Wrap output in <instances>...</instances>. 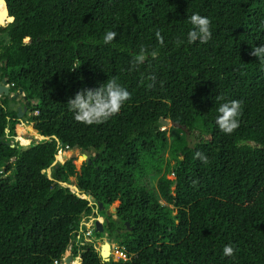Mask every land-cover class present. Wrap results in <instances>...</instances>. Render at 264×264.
<instances>
[{
  "label": "trees",
  "instance_id": "trees-1",
  "mask_svg": "<svg viewBox=\"0 0 264 264\" xmlns=\"http://www.w3.org/2000/svg\"><path fill=\"white\" fill-rule=\"evenodd\" d=\"M6 3L14 21L0 27L8 35L0 39V78L11 92L23 90V119L37 132L21 144L17 110L0 98V264H61L72 239L80 264H113L75 236L83 214L114 201L115 217L96 214L105 219L97 234L127 256L116 264H264V62L249 55L264 44V0ZM193 13L211 20L205 44L187 43ZM107 31L117 33L110 44ZM141 47L148 58L129 71ZM113 77L131 93L119 114L76 122L67 100ZM233 99L242 113L226 135L216 109ZM74 147L93 152L78 173L75 158L51 166ZM150 172L159 174L156 190L143 183ZM74 175L91 204L60 184ZM226 244L233 257L223 255Z\"/></svg>",
  "mask_w": 264,
  "mask_h": 264
},
{
  "label": "clouds",
  "instance_id": "clouds-1",
  "mask_svg": "<svg viewBox=\"0 0 264 264\" xmlns=\"http://www.w3.org/2000/svg\"><path fill=\"white\" fill-rule=\"evenodd\" d=\"M188 21L191 28L187 32V43L199 42L205 44L212 39L211 20L209 17L193 13L188 17ZM116 35L115 31H107L103 36L104 44H110ZM155 36L158 43L163 46L164 39L159 30L156 31ZM175 43L179 46L184 41L178 38ZM249 55L257 57L259 61L264 62V44L254 46ZM152 56L154 57L155 53H152ZM147 58V49L141 47L139 52L133 55L129 71L143 64ZM80 65L78 64L75 69H78ZM148 79L154 82L155 76H150ZM130 99L131 93L113 77L95 89L86 88L77 91L73 98L67 100L66 104L68 110L73 113V118L76 122L91 126L104 123L118 115L125 103ZM216 99L219 100L222 97H216ZM216 111L218 114L215 123L219 130L226 135L232 134L239 127V117L242 113L241 102L235 99L226 101L219 104ZM195 157L200 159L202 163H208V158L203 153L197 152ZM236 251L231 244H226L223 247V255L225 257H233Z\"/></svg>",
  "mask_w": 264,
  "mask_h": 264
},
{
  "label": "rangeland",
  "instance_id": "rangeland-1",
  "mask_svg": "<svg viewBox=\"0 0 264 264\" xmlns=\"http://www.w3.org/2000/svg\"><path fill=\"white\" fill-rule=\"evenodd\" d=\"M0 39L3 41H7L8 40V35L6 32H0ZM22 93H19L17 95L16 98H14L13 101L14 102V106H10L11 110H16L17 106H22V104L24 103L23 99H22ZM3 95H0V98H2ZM12 99V98H11ZM160 125L163 128H166L167 130L170 129L171 127V123L169 120L166 121H161ZM22 129L21 134L19 135L18 139L20 141V143L22 144V141H26L27 139V133H36L37 130L34 127V122H27L23 119V116L21 117V123L19 125ZM6 132H8V129H6ZM198 135V132H192V133H188L187 135V140L192 143L195 139V137ZM44 141V140H42ZM37 142L34 141H30L29 144H36ZM60 152H62L60 150ZM72 152H75L76 156L74 157L76 160V164H75V170L78 173L80 171L81 165L83 162L86 161V159L88 158L89 155H92L93 152L89 151H82L81 149L74 147L70 150H68V155ZM86 154V158L82 159V154ZM61 162H63L64 160V155L60 154ZM167 157V152L164 153V158ZM173 163V161H171V164ZM51 171V168H50ZM169 178H172L173 175L169 174L168 175ZM159 178V174H156L155 172H150L149 174H147L144 179H143V183L148 187V188H152L153 190H156V185H157V179ZM77 182V177L76 175L74 176H70L69 177V183H61L64 186H68V188L71 191H74V185H76ZM119 205L118 201H114L112 202V204H110L108 206V209L110 210V214H113L112 216L115 217V212H116V208ZM101 211H105V209L101 210ZM96 210L93 209L92 213L89 215H85L83 214L81 216L80 219V229H79V234L75 236L76 239V243L82 247L85 244H92L94 249L98 252L99 248L101 246V244L104 242V239L109 238L106 233L103 236H99L97 234V232H95L94 230V225L92 224L93 220L92 217L96 216ZM86 223H89L91 226L90 227H86ZM110 239V238H109ZM75 240L72 239V243L69 244L66 252H65V258L61 261V264H80V256H81V252L82 250H79V255H77L79 257V259L75 258L73 256V253L71 251V246L73 244ZM110 243H111V248L109 251V255H110V260L108 262H111L113 264H116L119 260H125L127 258L126 254L122 251L121 246H119L116 242H114L112 239H110ZM109 246H106L104 248V251L108 250ZM68 255H72V258L69 259Z\"/></svg>",
  "mask_w": 264,
  "mask_h": 264
},
{
  "label": "water",
  "instance_id": "water-1",
  "mask_svg": "<svg viewBox=\"0 0 264 264\" xmlns=\"http://www.w3.org/2000/svg\"><path fill=\"white\" fill-rule=\"evenodd\" d=\"M0 2L4 4L5 13H6L5 23H0V27H5L8 23L14 21V16L10 15V13L8 11V8H7L6 0H0ZM19 93H22L23 96L26 98V96L24 95L22 89H18L15 92H11L10 91V85L7 83L6 78H0V95L7 96L9 99H11V98L17 97V95ZM24 109H25V107H24ZM24 109H22L20 107H18V109H17V115L16 116L20 120H21V117L24 115ZM170 123H171V125H173V123L171 121H170ZM42 136L45 138L44 141H47V140L50 139L49 136H44V135H42ZM52 137H55V136L53 135ZM39 142H42V141H38L37 143H39ZM59 152H60V150H59ZM62 153L64 155L63 162H61L60 160H58L56 158V156H55V159L52 162L51 166L57 167L58 164H63L66 160L71 159V158H74L76 156L75 152H72L69 155H68V152H62ZM84 158H86V154L83 153L82 154V159H84ZM88 162H90V161L88 160ZM44 171L47 174L48 178L49 179H52V175H51L50 168H48V169H46ZM61 183H66V182H60V184ZM62 186H64V185H62ZM66 187H68V186H66ZM73 192L78 197H80V198L88 199L90 204L92 203L91 200H90V198H89V195L87 193L83 192L82 190H80L76 185H74V191ZM94 209L96 210V213L98 211L103 210L104 207H103L102 202H98L97 208H94ZM105 215H110V210L109 209H106L105 210ZM92 220H93L92 224L94 225L95 232H97V233H103L104 232L103 223H104V220H105L104 219V216L96 215V216H93L92 217ZM85 225H86V227H90L91 226L89 223H86ZM126 225H129L128 222H126ZM106 246H109L108 247V250L107 251H104V248ZM110 248H111L110 239L109 238L104 239V242L101 244V246L99 248V251H98L99 256H100V258L102 259L103 262H108L110 260V255H109ZM68 258L71 259L72 258V255H68Z\"/></svg>",
  "mask_w": 264,
  "mask_h": 264
},
{
  "label": "bare ground",
  "instance_id": "bare-ground-1",
  "mask_svg": "<svg viewBox=\"0 0 264 264\" xmlns=\"http://www.w3.org/2000/svg\"><path fill=\"white\" fill-rule=\"evenodd\" d=\"M6 20V13L4 4L0 2V23H5ZM57 159H61L60 154L56 156Z\"/></svg>",
  "mask_w": 264,
  "mask_h": 264
},
{
  "label": "flooded vegetation",
  "instance_id": "flooded-vegetation-1",
  "mask_svg": "<svg viewBox=\"0 0 264 264\" xmlns=\"http://www.w3.org/2000/svg\"><path fill=\"white\" fill-rule=\"evenodd\" d=\"M3 98V97H2ZM16 98V97H15ZM9 99V98H8ZM14 98H12V99H9V103H8V105H9V107L10 106H14V102L13 101H11V100H13ZM22 99H23V101H24V103L22 104V106H17L16 107V110L18 109V107H20V108H22V109H24V107H25V109H24V113L28 110V106H27V101H26V98L22 95Z\"/></svg>",
  "mask_w": 264,
  "mask_h": 264
}]
</instances>
